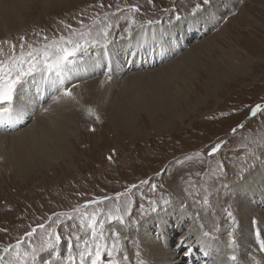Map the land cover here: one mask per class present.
I'll return each mask as SVG.
<instances>
[{
  "label": "rangeland",
  "instance_id": "rangeland-1",
  "mask_svg": "<svg viewBox=\"0 0 264 264\" xmlns=\"http://www.w3.org/2000/svg\"><path fill=\"white\" fill-rule=\"evenodd\" d=\"M105 1L111 4L113 0H68L63 4H53L49 8H46L40 0H16L20 8L16 12L12 11V18L5 16L0 4V14H2L0 41H19L20 36L37 38V34L41 32H48L51 36L57 28L62 31L64 25L70 26L64 31L68 36L74 24L79 27L77 31L82 27L78 18L80 15L96 11L98 6L104 4ZM130 1L133 4L134 2L140 4V11L134 14V19L148 15L154 16L159 11V7L151 5L147 2L148 0ZM154 1L162 3L164 10L170 13V15L157 16L161 22L145 28L146 30L156 28L154 32L144 33L146 30H140L141 26H137L138 30L132 39L127 40L119 38L120 28H118L116 35L109 36L105 47L101 36H98L96 38L101 43L96 46L101 51H94V47L88 46L87 53L81 54L70 69L75 70L79 67V60H82L83 70L79 72L80 74L68 76L67 72L65 73L64 83L70 87L75 99L67 98L69 108L64 113L62 112L64 116L60 115L63 116L61 118L63 121L61 120L59 133L64 128H67L68 133L65 135L67 141L64 145L55 146L48 138H40L39 141L47 149L44 155L46 162L38 164L39 167L36 170L32 167L28 170L29 172L19 174L8 163L13 149L11 151L9 148H0V229H4L0 231V249L9 244L14 245L32 228L44 224L45 229H39L35 241L32 242L33 246L39 249L43 239H46V236L42 238V233L52 228H55L56 233L57 231L61 233L63 242L55 251L50 249L38 251L36 264H61L63 259H58L57 254L66 257V243L71 241L75 244V237L79 235L82 237L80 243L83 245V239L88 238L85 231L89 230L80 231L77 227H73L74 224L79 225L80 217H74L70 221L61 217L60 223L56 224L54 223L57 220L56 214L77 215L74 209L79 207L82 210L84 208L81 206L85 203L94 202L100 198H114V193L123 191L124 187L133 184L138 185L141 180H146L148 183L142 184L135 191L133 202L130 204L122 200L119 202L122 212L125 206L128 207V214L125 216L126 229L118 222H108L106 211L98 217L99 220L105 221L106 229L120 231L124 238L122 241L124 252L121 257H118L122 264H137V253L146 264H152L149 260V253H147L149 250L146 247L147 251L142 245L143 234L155 238L154 235H158V232L155 234L154 230L150 232V228H153L149 225L151 217L164 213L163 217L169 220L170 214L166 210L170 208L187 214L183 219L181 218L183 213L175 215L185 221L182 235L188 228L191 230L194 223L199 224L200 228L203 225L201 229H204V232H213V235H216L214 239L216 252L213 253L218 257L223 254L221 260L226 258V254L230 252L227 247L228 232L233 227L232 221L225 216L227 211H223V208L229 209L234 206L235 215L234 213L233 215L239 223L236 232L238 248L244 249L246 246L241 239V228L245 226V222L250 225L252 236L251 234L249 236L253 240L249 242L247 250L255 245L252 224L249 223V219L243 222V215L247 211L243 208L247 206L252 208L249 209L250 221L253 217L260 221L258 224L264 238V221L260 216V212L264 213V202L259 204L248 202L251 194L263 192L264 197V0H209L208 4H204L203 0ZM197 4L201 7L193 12ZM100 12L111 21L118 18L107 8L101 9ZM210 13H212L211 19L208 18ZM225 17L229 18L226 23ZM114 26L117 28V24ZM189 27L194 28L196 33L188 31ZM223 27L226 29L223 30ZM100 29L93 30V35L95 36ZM200 30L203 32L202 35L198 33ZM121 34L125 36L124 32ZM208 40H213L214 46L208 52L202 51L195 65L190 62L191 59H185L186 56L184 57L183 54ZM87 54L91 55L87 56ZM156 56L161 58L154 60L155 65L133 73L142 74V78L145 79L149 78L148 75L145 76L148 72H155L161 66H167L175 60L185 63V69L178 71L174 77L175 80L171 81L172 87L179 91L178 94H174L173 90L170 91L174 94V103L151 117L146 114V110L139 108L142 103L138 100L135 109L130 113L132 114L131 123L126 120L112 123L109 107L121 94L122 90L119 91L118 86L124 79L127 80L128 75H133L131 72L121 76L120 68L130 62H143L144 65L149 66L153 63L152 59L157 58ZM104 58L109 59V65L114 71L113 73L108 70V75H106L110 76V86L113 85L109 94L105 91L98 96L95 91V95L87 99L76 98L77 94L73 93L74 85H70L69 81L73 84L104 76L106 68H109ZM186 60L189 61L188 64ZM90 68L93 70L91 71ZM98 72L99 74L95 75ZM73 77L75 78L71 80ZM77 77H79L78 80ZM37 79L34 81L43 82L41 78ZM152 80L154 78L148 81L145 79L142 83L130 84L126 96L137 100L143 96L142 94L148 95L150 92H145L151 90L148 87L153 86L152 84L156 87L155 83L150 82ZM34 81H24L20 90L25 93H18L21 97L16 98V102L20 104L21 98L27 91L36 90L37 84ZM56 81V78L52 81L47 80L49 84H56L51 85L53 96L59 88ZM144 82L146 87L143 89L139 86H143ZM53 102L54 100L48 102L47 99L46 104L41 106L36 103L33 110H28L29 116L25 120L27 122H24L13 134L36 124L38 115L51 110ZM258 104L263 106L262 111L255 116L258 119L251 120L248 114ZM89 108L95 115L88 114ZM11 114H14V111ZM56 116L44 122L51 134L55 132L54 129L57 130L56 127H51ZM97 116L99 119L96 118ZM62 126H64L63 129ZM233 129L238 132L236 135H231ZM39 130L37 129V134ZM7 133L12 134V132ZM225 140L227 144L224 148H220L216 156H208L212 147L216 144H224ZM248 151L253 153L251 160L256 162V167L255 164H253L254 167L250 165L248 169L251 170L245 175L242 173L244 177L238 178L235 182L231 175L234 172V177L236 174L241 176V173H238L241 163L234 158L233 154L238 155L240 152ZM249 161L250 158H247L246 162ZM220 162L221 165L222 162L228 165V174H231L229 177L228 174L226 175L227 179L225 177L222 185L219 182L221 180H216L219 176ZM230 181L233 183L231 184ZM153 184L156 185L155 190L147 189ZM204 195L210 196L213 210L211 208L209 211L205 206L203 210L201 209L200 205ZM205 199L207 198L204 197V201ZM110 201L106 206L114 210L116 201L115 199ZM165 201L168 203L165 204ZM222 201L225 202L222 204ZM112 203L115 204L112 205ZM252 204L257 206L256 209L252 207ZM153 207L156 211H152ZM68 228H70L69 231ZM172 232L173 229H169V233ZM104 234L107 237L111 233L106 230ZM179 235H181L180 232L175 233L174 237L169 240L172 248L174 247L178 252L180 257L178 259H181V256H187L189 249L186 247L184 251L183 249L177 250ZM156 242L159 244L158 241ZM22 249L31 251L27 243L22 245ZM198 252L202 258L201 250ZM248 254L250 253L241 252L242 264H251L249 256H245ZM124 255L128 257L127 260L122 259ZM254 256L259 259L262 257L263 263L258 261L264 264V253L254 252ZM7 259L8 257L5 256V260ZM28 259L31 264V257ZM215 261L217 260L209 264H214ZM181 264L185 263L181 261Z\"/></svg>",
  "mask_w": 264,
  "mask_h": 264
},
{
  "label": "bare ground",
  "instance_id": "bare-ground-1",
  "mask_svg": "<svg viewBox=\"0 0 264 264\" xmlns=\"http://www.w3.org/2000/svg\"><path fill=\"white\" fill-rule=\"evenodd\" d=\"M40 1L42 2V4L46 8H49L53 4H57V3L63 4L65 2H67L68 0H40ZM0 4H1V9L4 10L5 16L9 17V18H12V11L16 12L20 8L19 6H17L16 0H1ZM18 4H20V3H18ZM9 8H11V9H9ZM1 15L2 14H0V17H2ZM211 16H212V13L208 14L209 19H211ZM155 29L154 28H148L147 30L145 29L146 31H144V33L148 32V31L154 32ZM225 29L223 27V30H225ZM187 30L193 31V34L196 33V30L192 27H189ZM197 31H199V29ZM212 31H213V29H212ZM198 33L200 35L203 34V32L201 30ZM205 34H207V32ZM175 40H177V39H175ZM181 40H183V39H181ZM179 41H180V39H179ZM177 45L180 46L179 44H177ZM212 46H214L213 40L205 41L196 47L194 46V49H192V51H189V52L187 51L185 54H183V56L184 57L186 56L185 59H187V60L191 59L190 62L191 63L193 62L192 64L195 65L194 63H196V60H198L199 56L202 54V51L208 52L211 50ZM106 49H104V50H106ZM97 52H100V51H97ZM134 53H136V51H134ZM140 53H143V52H140ZM140 53H137V54L139 55ZM94 54H92V55H94ZM89 55H91V54H87V56H89ZM160 56H158V57L156 56L157 58L152 59L153 63H151V65H149V66L144 65L143 62L142 63H140V62L139 63H133V62L131 63L130 62L129 64L124 65L120 68V74H122L121 76H125L123 74L127 75L128 73H131V72L135 73L136 71L145 70L144 68L155 65L154 62L156 60L160 59L161 58ZM145 57H146V55H145ZM81 62H82V60H79V64H78L79 67H77L75 70H69L67 72V75L69 76L72 74H77L80 71H82L83 66H82ZM188 63H189V61H187V64ZM184 64L185 63H183L182 61L175 60L171 64L169 63V65H167V66H163V67L161 66V68H158L155 72L150 71L151 74H149L150 72H148V74H146V72H144L146 74V75L145 74L144 75L145 76L148 75L147 77H149V78H145V79H147V81H148V79L150 80L151 78H154V80H152L150 82L155 83L156 87L152 83L151 84L154 87L149 86L151 84H149V85L147 84L149 86L148 88H151V90L148 89L149 91H145V92L146 93L150 92V93H148V95L142 94L143 96L140 99L138 98L137 100L129 99L126 96V94H127L126 91L130 89V84H133L134 82L142 83L145 80L144 78H142L143 77L142 74H134L133 73V75H131V76L128 75L129 77L127 76V80L123 78L124 81L122 82V84L120 86H118V88L120 89L119 91L122 90L121 94L118 95V98L116 99V101L115 102L113 101V104L111 103V106L109 107V110L111 109L109 114H110V117H111L110 119L112 120V123H117V121L122 122L125 120L128 123H131L130 118H131L132 114H130V113H132L133 110L135 109L138 100L139 101L141 100L140 102L143 104V106L141 104V106L139 108L146 110V114H148L151 117L156 116L160 110H163L165 108H169L170 105L172 103H174V94L179 93V91H177V89L175 87H172L171 81L175 80L174 77H176L178 71L183 70V68L185 69ZM119 65H121V64L119 63ZM187 67L189 68V66H187ZM246 69H247V67H246ZM92 70L93 69H91V71ZM108 70H110V72L114 73V71L112 69L107 68V70H105L104 76L93 78V79H90L88 81H82V82L78 81V82L73 83V84L71 81H69L70 85H75V86H73L74 87L73 93L77 94L76 98L87 99L88 97L93 96L95 91H97L98 96L101 95L102 93H104L105 91L107 93L109 91H111V88L113 85L110 86V76H106V75H108V72H109ZM126 70H128V71H126ZM97 74H99V72L96 73L95 75H97ZM74 78L75 77L71 78V80H73ZM140 78H142V79L140 80ZM78 79H79V77H77V80ZM34 82L37 84V86H39L40 83L41 84L43 83L42 81L41 82L40 81H34ZM150 82H148V83H150ZM144 85L139 86V87H142V88L146 87L145 82H144ZM66 87H68V86H66ZM52 89H53L52 86L47 87V91H42V93L39 95V99H41V97L43 95H45V98H47V99L52 97L53 96V94H51ZM26 90H27V88H26ZM171 90L175 91L174 94H172L170 92ZM168 91H169V93H167ZM35 92H36V90L34 92L27 91L26 94L21 98V103L16 106V110L13 109L14 114L5 115L2 119H0V124H3V126H6L7 124H11L12 127H17L20 123H23L24 120L27 118V116H29L28 110H33V108L36 107V104L28 96V94L34 95ZM46 93H47V97H46ZM48 93H49V95H48ZM56 94H58V92H56ZM68 101L69 100H67V98H63L59 102H56V103L53 102V103H55L54 105L52 103L53 106L50 104L51 107H53V108H51V110L48 109L49 111L45 110L47 114L45 113L43 115L40 114V116L38 115L37 120L35 121L36 124H32L30 127L26 128L25 130H23L19 133L13 134L14 132L18 131L19 129L12 132V134L11 133H3L0 131V148L1 147H2L1 149L9 148V149H11V151L13 149L12 157L8 158V163H9L10 167H13V169L15 171H18V174L21 172H26L28 170H31L32 167H35V170H36V168H38L41 163L43 164L44 162H46L44 160V155H46L45 153H46L47 149L45 148V145L39 141L40 138H42V137L48 138V140L52 141L53 144H55V146H59V147H61L62 145L65 144V142L67 141L65 135L68 134L66 132L67 128L63 129L64 126H62L63 130L60 133H59V131L61 130V120L63 121V119H61V118H63V116H64L63 113H64V111L68 110V108H69L68 107L69 106ZM46 102H47V100L44 103H46ZM21 107L23 109H20ZM54 115L55 116L57 115V116L55 117V119L53 121V125L51 127L52 128L56 127L57 130L54 129L55 132L53 134H51L48 131V128H46L47 125L44 122H45V120H50V119L54 118ZM60 115H63V116L61 117ZM65 118H67V117L65 116ZM25 122H27V121H25ZM58 122L60 124H58ZM62 123H64V122H62ZM65 123L70 124L69 122H65ZM65 126H67V124H65ZM38 127H40L42 130L40 131ZM37 129L39 130V134L41 133V135L37 134ZM23 143H25V144H23ZM1 149H0V151H1ZM44 149H45V151H44ZM38 161H39V163H38ZM262 193L263 192H260L259 194H251V196L248 198V202H252V203L255 202L258 204L261 202L263 203L264 197H263ZM242 198H244V197H242ZM248 207L249 206H247L246 208H243V210L244 209L247 210L243 215V217H244L243 222H245L246 219H249V223H251V221H250V210L249 209H252V208H248ZM252 207H254V209H256L257 206L255 204H252ZM167 211H169V214H170L168 217L169 220H167V217L166 218L163 217L164 213H163V215H160V213H159L158 215L160 217H158V215H156V214L152 215V217H151V222L149 225L153 226V228H150L151 229L150 232L152 230H154L153 231L154 234L156 232H158V235H154L155 238H152L151 235H146L145 233L143 234L144 240H143L142 245L144 246L145 249L147 247V249L149 250L148 251L146 249L148 251L147 253H149V256H150V259H149L150 263H152V264H181V259H178V258H180L178 255V252L176 251V249L174 247L172 248V246L170 245L169 239L174 237L175 233L178 234L180 232L182 235V230H183L184 222H185L182 219L187 214L183 213V212H177L172 208H170L169 210L167 209L166 212ZM179 213H183V215L181 217L182 219H179V217L175 216L176 214H179ZM260 216H261L262 220L264 221V213L260 212ZM181 220L183 222H181ZM247 225H248V223L245 222V226H242V228H241L242 229V232H241L242 238L241 239H242V242L246 246L244 247V249L238 248V252H240V255H241V252L250 253L252 251V249L256 247V244H255V245H252L253 246L252 249L250 248L249 250H247V248H248L247 246L249 245V242H253V240L249 236L250 234L252 236V233L250 232V225H248V226ZM169 229L170 230L173 229V232L169 233ZM191 230L188 228V230L184 233V235L178 236L179 237V246L189 247V249L194 248L195 251L191 257L193 260L196 259V257L200 254L198 251L201 250V255L203 257L200 258V256H199V259H202L199 264H209V262H211L210 258H211L212 253L216 252L214 239L211 237H205L203 235L204 229L202 230L200 228L199 224L194 223L191 226ZM156 241H158L159 244ZM181 241H183V243H181ZM238 252H237V254H238ZM245 256H247V255H245ZM221 257H218L217 254L214 255V260H217V261H215L214 264H223V261L221 263H219L221 261ZM260 259H262V257ZM43 260H44V258H43ZM187 263L190 264V261H188ZM191 264H195V263H192V261H191Z\"/></svg>",
  "mask_w": 264,
  "mask_h": 264
},
{
  "label": "snow or ice",
  "instance_id": "snow-or-ice-1",
  "mask_svg": "<svg viewBox=\"0 0 264 264\" xmlns=\"http://www.w3.org/2000/svg\"><path fill=\"white\" fill-rule=\"evenodd\" d=\"M148 3H152V0H148ZM204 4H208L209 0H203ZM103 7V5H100ZM201 7L200 4L196 5V8L193 9V12L199 10ZM124 11V9H120ZM127 11L129 13L132 23H135L134 14L140 11V8L135 5L127 6ZM179 18V17H177ZM95 23V22H94ZM65 28H69V25H64ZM111 25H106L103 29L98 31L95 36L91 28L85 30L82 28L77 31L75 29L71 30L68 36L60 35L59 37L49 38L47 36L43 37L45 41L41 47H36L32 43H28L24 36H20L19 40V51H17V45L10 42L9 40L0 41V119L5 115L12 112L13 100L16 98L19 87L29 78H35L39 75L41 78L55 77L58 78L59 95L53 97L54 102H59L63 98L75 99L72 92L68 88L63 87L65 73L68 72L71 67L76 63L77 58L81 54H86L88 51V46L95 47L97 44L101 43L96 37L102 36L107 37L109 35L108 29ZM7 45V50L5 49ZM75 86V85H74ZM89 115H95L92 109H88ZM262 111L261 105H256L252 111L251 115L255 117L258 112ZM99 119V117H96ZM243 127V125H240ZM235 132V129H233ZM221 148V144H216L208 152L209 156L216 154ZM111 159V157H109ZM141 184H147L148 181L141 180ZM137 185H131L125 192L118 193L115 197L116 204L114 205V211L109 210L106 214V219L108 222H118L120 225H123L125 229L127 228V223L125 221V216L128 214V207L125 206L123 212L119 206V200L121 196L128 197V203H131L130 195L131 189L136 188ZM155 190L156 185L151 186ZM112 197H105L104 200H112ZM103 201H95V203H102ZM168 201H165L167 204ZM204 203H207L205 199ZM82 208H87L88 204L81 206ZM75 213H79L80 222L79 225H73L77 227L80 231H85L87 239H83V245H81L82 237L76 235V243L73 244L71 241L67 243V255L62 257L61 254H57V258H62L66 261V264H77V257L79 259V264H122L121 254L124 252L123 246V237L121 236L120 231L106 229L105 221L99 220L97 212L88 213L86 211H81V208H76L73 210ZM152 211H156V208L153 207ZM227 211L228 217L231 219L233 227L228 232V245L230 252L226 254V259L223 261V264H242L237 252L238 245L236 240L237 225L235 217L231 211ZM57 220L54 222L56 224L60 223V218L64 217L68 220H72L73 216L69 213H58ZM51 221V217H49ZM256 220L252 221L253 226H256ZM40 229H45L44 224L38 226ZM203 228V225H201ZM109 231L111 234L105 236V231ZM4 231V229H0ZM37 229L32 228L31 231L26 233V236L20 237L16 243L9 244L8 246L0 249V264H29V257H31V264H36L37 252L43 251L45 249H50L55 251L57 247L61 244V236L56 233L55 228L51 230H45L42 233V238L46 236V239H43V243L38 249L33 246L30 242L28 248L31 251L22 249V245L25 243L26 238H31L36 233ZM218 231V229H214ZM205 237H211L215 239L213 232L205 231L203 232ZM110 241V242H109ZM183 243V241H181ZM255 244L257 248L254 251H259L264 253V238H262L261 230L259 228L255 229ZM76 250V251H74ZM5 256L8 257L5 260ZM123 260H127L128 257L124 255ZM252 260L255 264H260V261L256 260V257L253 256ZM137 264H146V262L140 258V254L137 253Z\"/></svg>",
  "mask_w": 264,
  "mask_h": 264
},
{
  "label": "built area",
  "instance_id": "built-area-1",
  "mask_svg": "<svg viewBox=\"0 0 264 264\" xmlns=\"http://www.w3.org/2000/svg\"><path fill=\"white\" fill-rule=\"evenodd\" d=\"M235 157V159H239V161L241 162V164H243V162H245L246 161V159L247 158H249V155L246 153V152H240L238 155H236V154H233ZM237 156H239V157H237ZM253 161L251 162V166H253ZM221 165V164H220ZM240 166V165H239ZM250 166V165H249ZM248 166V167H249ZM248 167H247V171L246 172H244V171H242V170H240L238 173H241V176H237V174L235 175V177H234V172H233V174L231 175V178L232 179H234V180H237L238 178H243L244 176L243 175H245L248 171H250L251 169H248ZM254 167V166H253ZM255 167H256V165H255ZM221 168H222V171H223V176H221V178L222 179H224L225 177H226V175L228 174V172H229V169H228V165H226L224 162H222V165H221ZM242 173H243V175H242ZM218 174H220V172H218ZM229 174H228V177L230 176ZM231 179V180H232Z\"/></svg>",
  "mask_w": 264,
  "mask_h": 264
}]
</instances>
